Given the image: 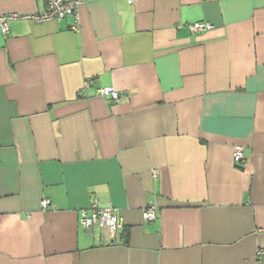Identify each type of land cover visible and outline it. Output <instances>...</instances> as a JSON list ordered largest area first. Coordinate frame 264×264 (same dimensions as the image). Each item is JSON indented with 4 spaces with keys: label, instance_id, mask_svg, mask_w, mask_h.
Masks as SVG:
<instances>
[{
    "label": "crops",
    "instance_id": "0c3cea01",
    "mask_svg": "<svg viewBox=\"0 0 264 264\" xmlns=\"http://www.w3.org/2000/svg\"><path fill=\"white\" fill-rule=\"evenodd\" d=\"M80 22L0 30V264H264V0H85ZM95 199L115 237L80 224Z\"/></svg>",
    "mask_w": 264,
    "mask_h": 264
},
{
    "label": "built area",
    "instance_id": "2783aa9c",
    "mask_svg": "<svg viewBox=\"0 0 264 264\" xmlns=\"http://www.w3.org/2000/svg\"><path fill=\"white\" fill-rule=\"evenodd\" d=\"M131 2L134 0H130ZM85 0H49L43 12L26 13L11 12L0 14V30L8 33L10 29V21L15 19H28L36 23H42L51 20H63L68 16L74 18V28L80 29V7ZM192 32H202L214 28V25L208 21H200L189 25ZM90 86V79H87L81 89L82 95L86 94ZM98 92L102 96L110 97L112 101L120 98V93L116 89L108 86L98 88ZM233 157L236 163H240L245 159L244 149L242 145L234 147ZM42 208H53L55 203L52 199L43 198L41 201ZM158 207L152 201L143 209V218L145 221H152L157 218ZM80 224L89 228L98 224L103 230L109 233L110 237H115L118 232L123 229L124 221L118 215L117 209L113 206H103L97 199L93 200L89 207L80 210ZM259 255H264V250L259 251Z\"/></svg>",
    "mask_w": 264,
    "mask_h": 264
}]
</instances>
